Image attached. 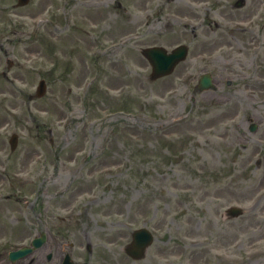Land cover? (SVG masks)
<instances>
[{
  "label": "rangeland",
  "instance_id": "374dc122",
  "mask_svg": "<svg viewBox=\"0 0 264 264\" xmlns=\"http://www.w3.org/2000/svg\"><path fill=\"white\" fill-rule=\"evenodd\" d=\"M40 1L44 7L48 6V1ZM231 1L233 3L235 0ZM248 1L249 5L254 4V0ZM5 2L8 7L11 3H16L15 0ZM122 6L127 7L135 18L134 26L124 29L121 25L130 24L121 19L117 20V27L115 24L118 13L113 10V6L107 10L87 11L78 3L77 8L69 9L68 22L62 24L65 28L68 25V32L60 36L50 31L49 26H42L40 29L33 27L32 19L38 14L37 5L33 6V2L14 12L9 8L0 10V163L7 160L12 162V169L30 172L32 159L38 154L70 157L87 155L89 151L93 155H102L111 164L122 163L126 173L113 186L117 189L113 190L114 193L103 188L102 183L106 181L104 179L86 178L81 180L80 185H84L87 191H92L89 184L101 190L102 200L99 205L110 207L104 210L106 214L115 210L127 220H136L154 211L151 216L158 219L155 227L162 229L161 234L156 235V244L149 255L159 253L162 258L182 255L185 264L200 263L206 255L212 253L199 251L194 246L191 239L196 234L198 222L189 216L199 214L200 210L193 206V202L186 201L199 200L198 192L203 189L208 190L200 195L201 201L210 194L219 195L224 200L245 201L249 199L248 192L252 188L256 185L260 188L261 183H264V159L261 170L256 166L254 147L249 146L253 144L250 141L244 144V130L241 126V120L258 124L264 114L257 108L255 97H242L234 82L228 87L224 85L226 79L237 78L241 70L248 72L250 69L249 60L252 56L249 55H252V50L246 52L243 46L245 38L241 37L242 33L237 29L240 28L238 22H242V11L234 9L233 12L230 9V13H234L233 19L206 18L200 14L193 21V25L198 28L192 37L190 30L186 33L176 29L166 31L165 28H156L161 26L160 23L163 26L164 20L159 16L163 10L171 12L172 16L169 18L180 13L181 7L174 2L167 7L163 0H129ZM145 8L151 10L152 16L148 20L139 18V12ZM71 19L87 26V32L81 34L76 26L70 24ZM167 21L173 22L171 19ZM135 27H139V32L147 31L146 37L126 50L123 63L100 62L101 74L94 84L95 93L93 96L91 94L89 100L92 105L88 107L87 100L83 98V90H79L84 79L94 72L91 67L93 61L89 60V64L87 62L88 51L94 46L114 41L122 32ZM32 31L37 33L32 34ZM250 41L248 38L246 44ZM181 42L190 43L188 60L198 53L202 54L198 59L206 64L215 60V64L221 66L224 65L222 60H235L231 67L234 68L232 65L237 64L239 73L234 72L235 68L226 73L217 71L214 74L215 80L224 84L215 83V93L210 91L204 94L205 97H197L195 105L201 107L198 108V114L201 115L199 120L176 128L172 126L170 131L161 134L160 130L171 125L170 120L182 108L177 96L176 75L174 73V76L166 79L149 82L150 69L139 49L151 45L172 48ZM259 56L264 61V50L260 51ZM2 73H6L7 78ZM42 79L47 85L46 94L41 99L28 101ZM225 93L232 94L228 101L215 97ZM121 99L129 103L127 108L132 112L133 119L106 118L108 111L111 112L110 110L122 104ZM184 102L188 105L187 99ZM222 102L227 104L226 120L211 112ZM102 109L104 111L100 117L104 121L90 129L84 128ZM57 121H63V125L66 122V127L55 126ZM13 133L18 135L19 141L17 149L11 153L8 139ZM245 136L246 139H254V134L249 136L245 133ZM81 148L82 152L76 151ZM260 157L261 154H257L256 158ZM224 175H233L231 185L234 187L224 188L222 192L214 190L216 183H223ZM197 176L201 178L198 182L194 180ZM244 177L246 179L242 181ZM122 184L126 189H123ZM185 184L190 189L183 192L181 189L186 188ZM237 187L244 188L246 192L242 190L239 193ZM51 188L44 190L46 199L43 204L42 201L39 202L40 211L52 194ZM34 189L30 185L11 187L8 181L0 179V190L6 196H12L10 201H0V218L7 225H10L11 220L15 224L13 228L2 229L0 236L30 235L31 229L25 227L23 221H29L30 225L32 211L37 208L30 196ZM174 191L181 196L177 195V198ZM183 195V200H179ZM16 198L21 200L15 201ZM97 209L98 207H94L82 222L87 223L84 230L91 226L107 231V226L96 221V217L90 218L96 215ZM174 209L187 215L188 227L180 226L179 217L172 215ZM167 212L170 213L165 215ZM15 220L22 223L16 224ZM257 228L253 219L245 218L241 225L237 224L235 233L221 244L228 245V242L243 234L252 236ZM239 234L241 235L238 236ZM234 247L236 250L230 249L229 253L240 254L237 244ZM171 261L174 263L175 259Z\"/></svg>",
  "mask_w": 264,
  "mask_h": 264
},
{
  "label": "flooded vegetation",
  "instance_id": "af4514ba",
  "mask_svg": "<svg viewBox=\"0 0 264 264\" xmlns=\"http://www.w3.org/2000/svg\"><path fill=\"white\" fill-rule=\"evenodd\" d=\"M29 264H33V261H31ZM35 264H38V263H35ZM52 264H57V263H52Z\"/></svg>",
  "mask_w": 264,
  "mask_h": 264
}]
</instances>
